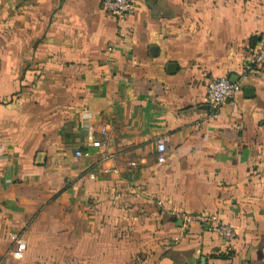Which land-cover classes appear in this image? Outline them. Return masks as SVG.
Segmentation results:
<instances>
[{"label":"crops","instance_id":"0c3cea01","mask_svg":"<svg viewBox=\"0 0 264 264\" xmlns=\"http://www.w3.org/2000/svg\"><path fill=\"white\" fill-rule=\"evenodd\" d=\"M101 2L0 0V264H264V71L206 102L264 0H134L119 22Z\"/></svg>","mask_w":264,"mask_h":264},{"label":"built area","instance_id":"2783aa9c","mask_svg":"<svg viewBox=\"0 0 264 264\" xmlns=\"http://www.w3.org/2000/svg\"><path fill=\"white\" fill-rule=\"evenodd\" d=\"M101 7L110 14L116 22L125 18L130 14L135 6L134 0H102ZM111 49V47H108ZM264 71V32L257 40L247 49L246 55L237 71V79L231 80L229 77L216 78L208 83L206 89V102L209 113L214 114L218 108L227 100L234 97L240 90V80L250 75H256ZM105 128L102 127L101 132ZM107 138H97L92 141L94 146H100L106 142ZM156 160L162 162L165 160L166 154V135L161 134L156 138ZM75 155H82L81 149L75 150ZM171 215L180 217L183 223L189 225L192 221H198L206 226L209 230L222 235L225 238H232L236 231L232 225L224 221L217 213L205 212L195 213L184 210H171ZM12 246L10 253L15 258H22L26 248V239L18 232H10L9 234Z\"/></svg>","mask_w":264,"mask_h":264},{"label":"water","instance_id":"95a60500","mask_svg":"<svg viewBox=\"0 0 264 264\" xmlns=\"http://www.w3.org/2000/svg\"><path fill=\"white\" fill-rule=\"evenodd\" d=\"M230 79L233 80V81L236 80V79H237V75H232V76L230 77Z\"/></svg>","mask_w":264,"mask_h":264},{"label":"trees","instance_id":"16d2710c","mask_svg":"<svg viewBox=\"0 0 264 264\" xmlns=\"http://www.w3.org/2000/svg\"><path fill=\"white\" fill-rule=\"evenodd\" d=\"M220 255L226 256L227 254L226 253H221Z\"/></svg>","mask_w":264,"mask_h":264}]
</instances>
